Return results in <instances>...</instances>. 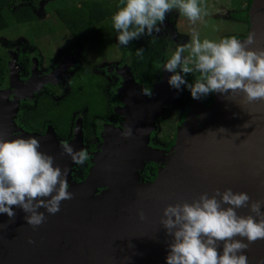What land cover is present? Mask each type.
<instances>
[{
  "label": "clouds",
  "instance_id": "9594fccd",
  "mask_svg": "<svg viewBox=\"0 0 264 264\" xmlns=\"http://www.w3.org/2000/svg\"><path fill=\"white\" fill-rule=\"evenodd\" d=\"M172 9L190 24L206 15L200 0H121L111 16L117 46L158 32ZM190 33V41L177 44L162 65L171 73L166 80L170 87L179 90L183 85L193 99L212 92L240 91L248 101L264 100V47L247 46L253 42L252 33L243 41L234 35L201 39L195 27ZM134 51L137 58L143 57V47ZM189 73L198 76L188 82L184 74ZM130 134L131 129L122 133ZM61 147L77 165L90 158L86 149H74L68 143ZM68 188L64 171L50 154L40 151L36 137L0 138V214L9 221L14 219L12 206H16L25 213L27 225L39 226L46 219L45 212H58L61 200L72 198ZM244 207L249 213L239 214L237 210ZM138 216L143 218V213L138 211ZM160 225L170 238L165 264H248L245 249L264 239V200H251L246 192L227 187L214 189L212 194L201 192L191 202L165 205Z\"/></svg>",
  "mask_w": 264,
  "mask_h": 264
},
{
  "label": "water",
  "instance_id": "95a60500",
  "mask_svg": "<svg viewBox=\"0 0 264 264\" xmlns=\"http://www.w3.org/2000/svg\"><path fill=\"white\" fill-rule=\"evenodd\" d=\"M254 28L258 34L247 46L253 49L264 47V1L256 10ZM161 71V82L157 84L150 97L138 94L133 88L134 80L131 75L125 69L121 71L125 80L123 89L128 90L127 87H131L134 90L130 93L131 96L134 95V98L132 97L128 106L124 108V111L126 110L124 114L126 130L131 129V134L128 136V142L121 148L128 147L125 156L130 154L128 159L135 168L142 164L144 156L156 153L146 150V144L153 129L154 120L166 111L167 106L174 99V89L166 82L171 73L163 70L162 66ZM13 88L12 85L8 93L11 94ZM2 93L0 92V95ZM134 101L141 104L142 116H139L140 122L137 128H135L134 121L138 116L134 112L138 113L139 110L134 107ZM219 101L216 105L220 113L218 115H214L213 112L206 113L202 129L196 131L203 135L206 134L205 137L194 138L198 141H192L177 149L172 160L168 161L165 170L162 171L158 189L152 195L132 199L121 196L119 193L112 194L113 190H110L108 193L104 192L98 195L99 197H95L102 203L96 205L98 201L93 203L95 198L90 195L91 192H85V189L92 184L93 174L85 184L76 187L77 195L84 196L79 197L81 202L73 201V206L79 205L78 210L88 213L87 215L98 208L108 209V205H113L116 199H129L131 202H137L136 207L130 205L113 216L110 229L117 227V233L114 236L97 238L91 226L84 225L77 228L78 239L84 240L79 243L80 245L92 248L94 245L92 242L97 239L101 241L99 243L101 251L107 245V253L102 254L97 261L91 264H165L164 257L170 238L160 225V218L162 209L167 204L181 201L191 202L201 192L212 194L214 189L223 190L226 187L233 191L246 192L251 200H264V100L248 101L243 92L235 91L225 92L221 102ZM16 105L13 102H7L0 109L1 138L31 137L24 132L17 136L10 134L9 126L14 125L11 118L17 109ZM206 122L210 124L206 125ZM245 123L246 126H243ZM197 135L200 134L195 133V137ZM110 193L113 197L105 196ZM82 203H86L87 206ZM114 206L115 204L112 207ZM61 208L58 214H51V217L58 218L57 221L62 214L67 216L69 214ZM138 211L143 213V218L138 216ZM237 211L241 215L249 213L247 207ZM51 228L57 229V227ZM51 228L48 227V229ZM99 228L102 229L101 226ZM53 229L48 232H52ZM30 233L34 238V243L30 245L29 256L35 264H45V262L46 264H76L82 261L87 263L84 261L91 257L86 251L84 254L80 247L77 249L80 254L75 259L63 255V252L68 250L67 245L60 241L63 234L58 235L54 232L40 237L37 227L34 228V232L30 231ZM54 244L62 245L63 249L54 247ZM95 247L98 249V244ZM69 248L72 250L75 246ZM33 249H38L41 253L35 254ZM116 249L119 255L114 254ZM245 252L248 264H264V239L249 243Z\"/></svg>",
  "mask_w": 264,
  "mask_h": 264
},
{
  "label": "flooded vegetation",
  "instance_id": "af4514ba",
  "mask_svg": "<svg viewBox=\"0 0 264 264\" xmlns=\"http://www.w3.org/2000/svg\"><path fill=\"white\" fill-rule=\"evenodd\" d=\"M71 37L73 38L72 35H70ZM40 44L37 46L34 41L33 44L30 43V46L19 44L16 48L6 49L3 58V52H0V92H3L0 95V109L7 102H13L14 105L17 103V109L11 118L14 125L9 126L10 134L17 136L24 132L31 137H36L40 141V151L50 154L54 163L64 171L65 179L69 185L68 190L73 194L71 199L60 202L59 210L62 207L61 209L69 213L68 216L62 214L57 221L58 218L51 217V214L45 212L46 219L42 224L36 226L40 231L38 236H48L54 232L58 235L59 233L63 234L60 241L66 244L68 248L63 252V255L75 259L80 254L77 250L80 247L84 254L86 251L91 257L84 261L87 263L82 261L76 264H91L97 261L102 254L105 255L107 248L103 247L102 251L99 247L97 249L96 244L99 245L101 242L98 239L92 242L94 244L93 247L91 246L93 249L86 248L84 245L80 246L79 243L84 240L78 239L76 231L81 225H89L86 222L87 218L93 214L102 213L103 208L91 211L89 215L79 211L77 208L79 205L73 206L72 202H81L79 197L84 195H77L76 187L85 184L86 180L93 174L92 184L85 189V192H91L90 195L95 198L104 192L108 193V191L113 190L112 194L119 193V195L126 197L122 191L118 190L123 188L121 184L123 186L125 184L135 186L136 176L142 183L152 182L157 174V165L153 167V164L146 163L144 175H142L140 173L142 164L135 168L128 159L130 154L126 157L127 152L124 153L121 150L122 145L128 142L129 136L122 135L126 131L124 115L126 110L124 111V108L128 106L129 99L134 98V95H129L134 92L131 87H127L129 94L126 92V88L123 89L125 80L121 71L125 69L127 73L136 78L129 67L124 66L118 72L120 85L116 87L117 91H114L116 83L114 78H108L107 81L102 80L101 87L95 84L96 82L93 80L95 78L88 79L87 76L80 74V66L77 67L80 63L79 55H77L78 61L77 58L75 60L69 58L67 43H59L58 47L51 48L43 43ZM159 71L160 79L150 86H146L136 78L141 83H139L140 89L143 91V87H145L148 94L145 93L144 95L138 92L134 84L133 88L136 92L145 97H150L153 93L150 92L151 88L161 82V68ZM105 72L104 70L103 73ZM12 85L14 88L10 94L8 91ZM80 85L83 86L80 87ZM186 95L188 93L182 91L180 99H186ZM139 111L141 112V110ZM135 114L137 113L135 112ZM116 138H120L118 143ZM63 143L70 144L74 149H86L89 153V160L81 165L75 164L64 153L61 147ZM152 147L155 148L156 145L152 144ZM124 149L128 151V147ZM116 153L118 154L117 157L115 156ZM154 154L144 156L142 163L150 157L160 165L161 155L158 152ZM145 173L148 179L143 177ZM112 194L105 196L113 197ZM116 200L117 203H120L128 199ZM96 201L98 199L95 198L93 203ZM82 204L87 206L86 203ZM95 204L100 205L102 203L98 201ZM12 207L15 209V216L12 221H9L5 214H0V264H35L29 256L30 245L34 243L30 231L34 232V228L26 224L23 219L25 215L23 211L16 206ZM40 211L44 210L40 209ZM48 217L50 218L47 219ZM74 220H77L80 225L74 223ZM47 225L50 228L57 227V229L51 228L53 231L48 232L51 229H48ZM94 234L96 235L95 232ZM29 240L32 242L29 243ZM73 246L75 248L69 250V247L73 248ZM54 247L63 249L62 245L58 244H54ZM33 252L35 254L41 253L38 249H33ZM114 253L119 255L118 250ZM108 258L111 259V257Z\"/></svg>",
  "mask_w": 264,
  "mask_h": 264
},
{
  "label": "rangeland",
  "instance_id": "374dc122",
  "mask_svg": "<svg viewBox=\"0 0 264 264\" xmlns=\"http://www.w3.org/2000/svg\"><path fill=\"white\" fill-rule=\"evenodd\" d=\"M264 0H200L202 8L206 15L203 19L195 24H190L186 17L172 9L165 14L163 22L159 24V31L154 32L165 43L164 54L169 57L171 51L177 44H184L190 41V29L195 27L201 39L208 38L218 40L221 37L236 36L243 41L249 33L253 34V41L258 34L254 28L255 13ZM93 3L92 17H94V26L87 32L85 42L79 41V36L71 37L65 28L67 15L63 12L69 10L72 6L80 7L82 3ZM96 4V5H95ZM28 6L35 14V22L9 24L0 31V52L2 58L6 49L16 48L19 44H33L38 46L40 43L49 48L58 47L59 43H67L68 57L75 60L78 57L80 74L85 75L88 79H93L98 86L102 87V80L114 78L115 88L120 85L118 72L124 66L129 67L128 47H118L115 39V31L111 26V16L120 6L118 0H15L12 9L18 6ZM100 9V10H99ZM61 10L62 13H57ZM99 10V11H98ZM98 12V14H97ZM95 27L102 28L101 36L95 32ZM75 51V53H74ZM77 55H79L77 57ZM187 55V52L184 54ZM167 58L159 65L157 72L160 70ZM130 69V67H129ZM106 71L103 73V71ZM160 72V71H159ZM188 82L193 81L198 73L184 74ZM138 92L145 95L146 88L140 89L139 81L131 76ZM141 84V83H140ZM83 85H80L82 87ZM85 86V85H84ZM157 86V85H156ZM156 86L152 87L150 92H154ZM174 89V99L167 110L154 120L153 129L149 135L146 144V150L158 152L161 155L160 165L154 159L147 158L141 165L140 173L144 175L145 165H157V174L155 179L150 183H142L138 176L134 180L135 186L131 184H121L122 191L127 198H139L152 195L159 186L162 171L165 170L168 161L170 162L173 155L179 147H184L197 142V139L205 137L206 134L196 132L202 129L203 120L206 113L213 112L214 115L220 113L216 103L221 102L223 94L218 92L208 93L198 99H193L189 91L181 85L180 89ZM117 91V90H116ZM184 91L186 99H180V93ZM184 107V108H183ZM201 112V113H200ZM200 113V114H199ZM210 124L206 122V125ZM213 127V124H212ZM195 133L200 134L195 137ZM203 135V136H202ZM194 139V140H193ZM117 143L120 138H116ZM155 144L156 147H152ZM94 155V154H93ZM117 153L115 156L117 157ZM98 166V165H97ZM146 173L145 176L146 177ZM146 179H148L146 177Z\"/></svg>",
  "mask_w": 264,
  "mask_h": 264
},
{
  "label": "trees",
  "instance_id": "16d2710c",
  "mask_svg": "<svg viewBox=\"0 0 264 264\" xmlns=\"http://www.w3.org/2000/svg\"><path fill=\"white\" fill-rule=\"evenodd\" d=\"M15 0H0V30L12 23L35 22L36 16L28 6H21L12 9V3ZM121 6V0H118ZM93 3H82L80 7L72 6L64 15H67L65 28L73 37L79 36L81 42H85L87 32L94 26V17H92ZM96 5V4H95ZM100 10V9H99ZM98 10V11H99ZM62 13L61 10L57 11ZM98 14V12H97ZM97 35L101 36L102 28L95 27ZM129 67L132 74L146 86L160 79L159 65L165 59V43L155 33L152 35L141 36L129 42ZM143 47V57L137 58L135 49ZM167 58V57H166Z\"/></svg>",
  "mask_w": 264,
  "mask_h": 264
},
{
  "label": "bare ground",
  "instance_id": "6f19581e",
  "mask_svg": "<svg viewBox=\"0 0 264 264\" xmlns=\"http://www.w3.org/2000/svg\"><path fill=\"white\" fill-rule=\"evenodd\" d=\"M126 92H127V90H126ZM129 95L131 96V94H129ZM134 104L133 105L135 106V108L138 107V108H136L137 110H141V104L140 103H138L137 101H134ZM134 113H133V115H134ZM136 115L138 117L134 121L135 128H137V125L140 122L139 116L140 117L142 116L140 111ZM121 150L124 153L126 152V150L123 149V148H121ZM120 203L119 202L117 203V200H115V203H113V205L115 204L114 207H112L113 205H108L109 208L108 209L107 208H103L102 213H100V214H93V215L90 216V218H87L86 222L89 224L88 226H91L92 227L93 232L96 233L97 237H101L102 236V238H106L108 236H114V234L117 233V227H115L114 229L113 228L110 229L111 228V225H112L111 222H112L113 216L116 215V214H119V212L122 209L125 210V208L129 207L130 205L135 206V207L137 206L136 205V203H137L136 201L135 202L134 201L131 202L129 199L128 200H125L124 202H120ZM98 209H100V208H98ZM97 216H99V218L96 219ZM71 222H72V220H71ZM73 222L74 223H78L77 220H74ZM100 226L102 227V229L99 228ZM98 247H100V244L98 245ZM104 248H107V245H105ZM117 250L118 249H116L114 252H116ZM105 252L107 253V251H105Z\"/></svg>",
  "mask_w": 264,
  "mask_h": 264
}]
</instances>
